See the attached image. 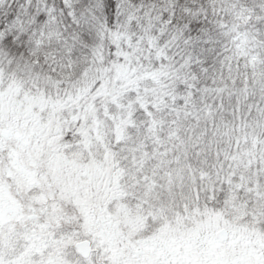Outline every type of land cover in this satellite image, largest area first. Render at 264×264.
<instances>
[{
    "label": "snow or ice",
    "instance_id": "obj_1",
    "mask_svg": "<svg viewBox=\"0 0 264 264\" xmlns=\"http://www.w3.org/2000/svg\"><path fill=\"white\" fill-rule=\"evenodd\" d=\"M0 264H264V0H0Z\"/></svg>",
    "mask_w": 264,
    "mask_h": 264
}]
</instances>
